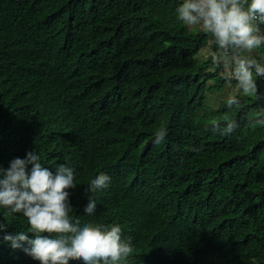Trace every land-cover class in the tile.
<instances>
[{"label": "trees", "instance_id": "trees-1", "mask_svg": "<svg viewBox=\"0 0 264 264\" xmlns=\"http://www.w3.org/2000/svg\"><path fill=\"white\" fill-rule=\"evenodd\" d=\"M182 2L0 0V167L34 151L74 169L70 219L118 224L134 248L123 264H264V126H250L264 77L249 96L212 49L200 57L210 37L177 18ZM226 84L240 93L210 102ZM102 172L109 187L86 192ZM3 221L0 264H39L3 240L26 219L0 209Z\"/></svg>", "mask_w": 264, "mask_h": 264}, {"label": "clouds", "instance_id": "clouds-1", "mask_svg": "<svg viewBox=\"0 0 264 264\" xmlns=\"http://www.w3.org/2000/svg\"><path fill=\"white\" fill-rule=\"evenodd\" d=\"M177 18L187 27H198L210 39L207 42L213 55L211 62H221L231 67V76L238 82L243 94L257 93L256 78L264 77V65L251 55L264 45V0H183L175 9ZM237 103L229 97L227 106ZM264 126V114H259L250 126ZM239 127L235 121L221 124L213 122L212 131L231 135ZM167 134L166 128L154 133V143L160 144ZM74 169L63 164L53 171L44 166L34 151L23 159L17 157L7 168L0 167V209L9 215H22L28 230L3 236L13 249L23 251L39 264H123L134 252L131 238L122 240L121 227L110 228L81 225L70 219L72 206L69 191L74 183ZM109 175L100 173L88 184L86 192L107 189ZM96 210L95 199L89 197L84 212L92 215ZM9 223H0V231L6 232ZM29 233L31 236H29ZM27 245V247H24Z\"/></svg>", "mask_w": 264, "mask_h": 264}, {"label": "rangeland", "instance_id": "rangeland-1", "mask_svg": "<svg viewBox=\"0 0 264 264\" xmlns=\"http://www.w3.org/2000/svg\"><path fill=\"white\" fill-rule=\"evenodd\" d=\"M195 28H198V27H192L189 29H195ZM210 50H211V48L205 44V46L201 49V52H199L200 57L205 58V54H208V52ZM251 55L253 57L264 58V52H259L257 49H255ZM226 67H227V72L230 71L231 67L229 65H226ZM240 91L237 90V86H234L232 84H230V85L226 84L222 91L209 93V100H210V102L217 104L218 101L221 100L222 98H224L225 96H231L237 92L240 93Z\"/></svg>", "mask_w": 264, "mask_h": 264}]
</instances>
